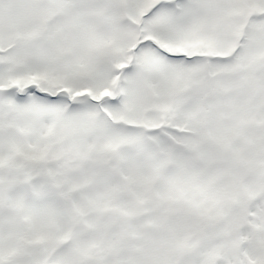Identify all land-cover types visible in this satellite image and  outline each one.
<instances>
[{"label": "snow or ice", "instance_id": "6c2138e0", "mask_svg": "<svg viewBox=\"0 0 264 264\" xmlns=\"http://www.w3.org/2000/svg\"><path fill=\"white\" fill-rule=\"evenodd\" d=\"M0 264H264V0H0Z\"/></svg>", "mask_w": 264, "mask_h": 264}]
</instances>
